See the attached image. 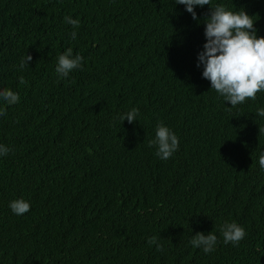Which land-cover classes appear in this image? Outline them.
Wrapping results in <instances>:
<instances>
[{
  "label": "trees",
  "instance_id": "1",
  "mask_svg": "<svg viewBox=\"0 0 264 264\" xmlns=\"http://www.w3.org/2000/svg\"><path fill=\"white\" fill-rule=\"evenodd\" d=\"M217 4L245 9L264 36V0ZM195 11L199 21L176 0H0V90L20 97L0 100L11 149L0 264H264V92L231 107L211 89L197 66L211 6ZM69 47L83 66L61 78ZM133 108L135 122L119 119ZM160 122L179 138L167 160L148 143ZM20 198L24 215L9 207ZM231 222L247 233L238 246L220 232ZM211 231L213 252L191 244Z\"/></svg>",
  "mask_w": 264,
  "mask_h": 264
},
{
  "label": "clouds",
  "instance_id": "2",
  "mask_svg": "<svg viewBox=\"0 0 264 264\" xmlns=\"http://www.w3.org/2000/svg\"><path fill=\"white\" fill-rule=\"evenodd\" d=\"M176 4L185 5L186 11L197 21L199 17L195 11L196 6H211L210 15L205 17L207 42L203 46L204 50L199 53L197 65H203L202 75L211 82V89L218 92L227 103L230 102L231 107L243 104L249 99L255 100L258 93L264 92V36L257 35L253 15L243 8L233 11L223 4L213 7L211 0H176ZM64 19L74 28L80 26L79 19H73L71 16H65ZM76 35L73 31L72 39H75ZM32 59L31 55H27L26 59H22L20 67L28 66ZM83 60L82 55H74L73 49L69 47L58 56L55 71L59 77L67 78L73 70L82 68ZM20 83H25L23 77H20ZM19 99L18 93L11 89L0 90V100L8 105L18 103ZM2 115L5 113L0 111V116ZM137 115L138 109L133 108L119 119L133 123ZM256 115L264 117V108L257 109ZM262 131L264 129L260 128V132ZM148 143L149 147H157L156 155L163 160L171 158L179 149L178 136L163 122L157 125L155 139ZM10 151L9 147L0 144V156H5ZM258 162L260 168L264 169V152L259 155ZM9 207L16 215H24L30 211L31 204L20 198L11 201ZM220 232L224 244L231 243L234 246H238L247 235L245 228L236 222L225 223ZM156 243V237L148 239L149 245ZM217 243L218 238L214 231L208 234L197 233L191 240V244L202 248L205 254L213 252ZM157 251H163L162 246L158 245Z\"/></svg>",
  "mask_w": 264,
  "mask_h": 264
}]
</instances>
